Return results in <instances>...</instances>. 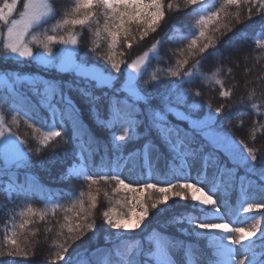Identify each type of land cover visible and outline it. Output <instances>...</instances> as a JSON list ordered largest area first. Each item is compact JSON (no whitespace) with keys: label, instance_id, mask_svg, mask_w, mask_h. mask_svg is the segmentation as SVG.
Here are the masks:
<instances>
[{"label":"snow or ice","instance_id":"snow-or-ice-1","mask_svg":"<svg viewBox=\"0 0 264 264\" xmlns=\"http://www.w3.org/2000/svg\"><path fill=\"white\" fill-rule=\"evenodd\" d=\"M21 2L22 10L16 18L14 14ZM183 2L186 7L199 6L191 7V11L186 13L195 19L189 33L179 37L188 40L186 48L179 49V55L183 58L176 61L174 68L167 69L164 77L152 75L141 86L140 79L147 64L151 59L160 58L162 40L154 42L131 63L118 57L125 56L123 49H132L133 42L143 41L150 33L157 32L166 17V11L174 8L179 10V5H174L173 0L167 3L165 0H73L71 7L63 11L51 29L44 28L43 32L35 29L43 28L49 19L56 16L53 0H2L0 58L16 57L20 61L35 62L72 77L65 80L53 78L29 81L39 97V107L46 109L48 116L40 120V127L36 128L28 122L34 117L28 111H21L19 106H14L11 123L19 126L20 116L27 117L25 123L34 133L40 134L39 143L44 147L67 135L66 127L71 125L74 160L64 178L82 179L87 183L88 191H80L68 206L59 201L52 202L53 215L58 209H63L65 213L58 236L63 235V229L66 228L69 234L77 233L70 238L79 240L85 235L83 229L86 227L92 233L89 239L97 237L101 229L95 220L89 222V218L98 207L100 194V189L93 191V186L102 180L115 183L113 195L121 191L128 194L124 198L126 212H117L110 206L101 214L107 226L105 241L113 244V249L108 250L106 255H111L114 250L116 264H191L196 252L192 242L156 230L147 236L146 244L142 239H129L137 232H145L150 214H161L167 211L166 207L161 206H168V202L174 198L188 200L189 195L192 208L200 215L173 216L169 223L186 222L188 228L178 229L181 235L203 238L208 242L212 252L205 264H264V153L258 157L256 150L246 145L240 150L238 145L242 142L218 132L211 114L201 118L196 111L198 101L189 103V93L182 87L185 83L203 77L220 85L221 97L230 98L231 90L225 89L223 81L218 78L221 71L219 67L214 69L211 77L200 69L203 61L209 57H223L215 39V33L221 27L228 28L222 22L229 17L239 22V10L242 7L246 8L249 19L252 18L253 9L264 19V0H219L218 6L212 0ZM232 8L237 11L231 12ZM172 27L175 31V26ZM78 28L80 33L76 31ZM84 29L91 33L88 51L96 52L102 44L105 45L103 58L115 73L120 74L119 77L96 62L78 57ZM254 42L258 48L264 49V32L258 33ZM55 45L61 48L54 51ZM34 46L43 51H34ZM196 55L200 59L191 68L185 69L189 58ZM170 77L176 79L170 80ZM21 78L18 75L16 80ZM73 92L90 105V110L95 114L94 123L110 132L107 144L102 143L83 123L81 109L71 96ZM195 95L199 97L200 93L196 92ZM100 106L106 113V119L101 118ZM251 108L257 115L264 114L255 102L251 103ZM223 109L224 105H221L217 112ZM260 127L264 130V125ZM115 128L122 129L120 134L113 131ZM140 140L143 143L125 155V147ZM24 143L12 131L4 113L0 111V157L5 166L13 155L26 157L27 154L20 147ZM65 143L68 141L65 140ZM218 153H224L227 160L222 161ZM96 156L100 157L99 165L95 163ZM161 159L165 161V170L162 172L156 166ZM133 162L139 164L142 179L125 182L121 170ZM14 163L18 164L19 159ZM193 169L196 170L195 180L192 179ZM210 169L212 186L209 191L212 194L205 191L203 186L208 182ZM13 190L12 182L9 181L8 187L4 189L9 199ZM220 190H236L239 193V207H225L238 220L242 211L245 216L240 223L251 221L247 227L234 226L231 222H215L222 216L221 204L214 198ZM253 191L259 199L250 198ZM104 196L111 205L112 200L107 191ZM115 203L120 205L121 201L116 200ZM253 212L257 215H247ZM68 213L74 216L70 217ZM47 214V210L35 209L31 203H27L17 213L20 222H13L10 228L6 225L0 257H27L29 236L26 232L29 225L34 223V217L44 220ZM73 220L76 222L73 223ZM80 222H85L83 227ZM37 234L30 233L32 237ZM53 243L58 251L53 254L51 264H90V261L80 259L76 249L69 252L70 245L66 242ZM180 251H183L184 258L177 261L175 255ZM73 253H76L75 256Z\"/></svg>","mask_w":264,"mask_h":264},{"label":"trees","instance_id":"trees-1","mask_svg":"<svg viewBox=\"0 0 264 264\" xmlns=\"http://www.w3.org/2000/svg\"><path fill=\"white\" fill-rule=\"evenodd\" d=\"M72 2L73 0H53L54 7L57 9L56 16L49 19L43 28L35 29V31L43 32L44 28L51 29L55 21L60 19L63 11L71 7ZM167 2L168 0H165V3ZM214 2V5L218 6L219 0ZM173 3L174 5H179V10L177 11L174 8L172 11H166V17L161 22V27L157 32L150 33L143 41L133 42L132 49L124 48L125 56L118 57V59H124L126 63H131L133 59L146 51L154 42L162 40L159 46L160 58L151 59L147 64V68L140 79L141 86L144 85V81L150 80L152 75L164 77L165 71L169 68H174L176 61L183 58L179 55V49L186 48L188 40H181L179 37L189 33L190 25L194 22L195 17L187 16L186 13L191 11V7L197 6L186 7L183 0H173ZM21 9L22 2L18 4V9L14 16H17ZM230 11L234 13L237 9L232 8ZM239 11L241 12L239 22L233 17H229L222 22L228 25V28L221 27L220 31L215 33L216 45L223 53V57H209L206 61H203V67L200 69V71L211 77L214 69L219 67L221 71L218 78L223 81L225 89L231 90L232 95L230 98L221 97L219 94L220 85H217L213 80H205L203 77L194 79L192 83H185L182 87L189 93V103L194 100L198 101L199 106L196 111L201 118L211 114L218 132L228 135L234 141L242 142L238 145L240 150H243L245 145L256 150V154L259 157L261 153H264V130H261L260 127L264 125V114L257 115L251 108V103H257L259 111L264 113V49L258 48L254 42L256 34L264 32V19L256 14L255 9H253L251 19L248 18L245 7H242ZM172 26H175V31H173ZM76 31L78 33L81 32L79 28ZM49 34L52 33L49 32ZM90 40L91 33L88 29H84L79 44L78 57H83L89 62H96L119 77L120 74L115 73V70L111 69V65L103 58L102 53L105 51L106 46L102 44L101 48L96 52H90L88 51L91 47ZM59 47L61 46L55 45L54 50H58ZM0 49H2V41H0ZM34 51L43 50L34 46ZM198 59H200L199 55L190 57L185 69L191 68ZM123 67L124 65H122V69ZM4 74L9 79L7 82L0 83V111L4 113L12 131L21 140L25 141L21 147L27 155L19 160L18 166L16 163L5 166L3 158L0 157V248H3L6 225L10 228L13 222H20L21 218L17 213L27 203H31L35 209L47 210L48 214L44 220L34 217V223L29 225L26 232L29 236L27 245L29 255L27 257L3 256L0 257V264H51L53 254L58 251V248L54 246V241L57 244L66 242L67 245H70L69 252L76 249V252L80 253V259L87 262L90 261V264H116L114 250L111 255H106L108 250L113 249V244L105 241V229L107 226L104 225L101 214L110 206L115 208L117 212H126L127 206L124 198L128 194L121 191L120 194L113 195L112 188L115 187V183L99 181L97 185L93 186V191L96 188L100 189L98 207L94 215L89 218V222L95 220L96 225L101 229L97 237L89 239L92 233L88 232L86 227L83 229L85 235L79 240L70 238L75 237L77 233L69 234L66 228L63 229V235L58 236L57 233L61 231V226L64 224L65 213L63 209H58L53 215L51 211L52 202L59 201L61 204L68 206L70 200L78 196L80 191H88V185L82 179L74 177L64 178L68 175L67 169L74 160L75 150L71 140V125L66 127L67 135L57 138L55 141L50 142L47 147H44L39 143L40 134L34 133L33 129L29 128L25 123L27 117L20 116L19 126L11 123L14 106H19L21 111H28L34 117V120H29L28 122L33 123L36 128L40 127L39 121L48 116L47 110L39 107V97L36 96L29 81L53 78L65 80L72 77L35 62L20 61L16 57L9 59L0 58V75ZM18 75L22 77L19 81L16 80ZM169 79L175 80L176 78L170 77ZM196 92L200 93L199 97L195 95ZM99 94L98 92L97 95ZM71 96L81 109L83 123L102 143L107 144L110 139V132L107 129L99 128L94 123L95 114L90 110V105L78 93L73 92ZM250 96L252 97L251 100H249ZM221 105H224V109L217 112ZM238 110L239 114H237ZM100 115L101 118H107L102 106H100ZM113 131L120 134L122 129L115 128ZM65 140L68 143H65ZM142 143V140L129 143L124 149L125 155ZM218 155H220L222 161L227 160L224 153H218ZM94 159L97 165L101 163L99 156ZM229 167H232V165H229ZM164 170L165 161L161 172ZM93 171L97 170L94 169ZM122 173L123 171L121 170V176ZM253 178L255 179V177ZM9 181L20 186L18 191L12 193L10 199L4 191ZM31 184L38 188H33ZM105 191L108 192L112 200L111 205L104 196ZM250 198L254 197L250 196ZM240 199L239 193L234 190L230 199L231 209L239 207ZM116 200H120L121 204L117 205L115 203ZM169 202L168 206H161L162 208L166 207L167 211L161 214H150L149 220L146 221L148 227L144 233L137 232L129 239H142L146 244L147 236L153 230H156L173 238L192 242L194 246L201 245L204 247L206 255L210 257V249L202 241L187 234L181 235L178 231L180 228L189 227L186 222L181 224L169 223L170 218L173 216L200 215L198 211L192 208L190 197L188 200L174 198ZM250 214L257 215L256 212ZM68 215L70 217L74 216L73 213H68ZM75 222L73 220V223ZM80 223L83 227L85 222ZM48 229H51V231H48ZM108 231L111 232L112 230ZM31 232H37L38 234L32 237L30 235ZM97 249L99 251H96ZM4 250L6 251L7 249ZM75 254L73 253L74 256Z\"/></svg>","mask_w":264,"mask_h":264},{"label":"rangeland","instance_id":"rangeland-1","mask_svg":"<svg viewBox=\"0 0 264 264\" xmlns=\"http://www.w3.org/2000/svg\"><path fill=\"white\" fill-rule=\"evenodd\" d=\"M214 1L215 0H212L213 4L215 3ZM197 7H199V6H197ZM18 15L15 16V17L18 18ZM257 37H258V34H256V36L254 38L256 39ZM60 48L61 47H59L58 50ZM54 51H57V50H54ZM6 77L7 76L5 74L4 75H0V83L7 82L8 79H6ZM17 143H19V142H17ZM20 147H21V145H20ZM23 153H24V151H23ZM17 159L20 160L21 158L17 157L16 155H13L8 164L14 163V161H16ZM18 164H16V165L18 166ZM163 165H164V160L161 159L157 163L156 166L161 171ZM122 171H123L122 177L125 179L126 182H129V181H137V180L142 179V170L140 169L139 164L137 162L129 163L126 167H124L122 169ZM154 175H155V173H154ZM143 178H145V176ZM192 179L193 180L196 179V170L195 169H193V171H192ZM8 184H9V182L7 183L6 187H8ZM12 185H13V188H14L13 192L14 191H18V189H20V186H18L16 184H12ZM31 186H33V188H35V189L38 188L34 184H31ZM203 186L205 187V191H209L210 188H211V186H212L211 169L209 170L208 182L205 183ZM233 191L234 190H230V191L220 190V191H217L215 193V197L214 198H216L217 201H218V203L221 204V213H222L221 218L215 219V222H231V223L234 224V226H244V227H247L251 223V221L250 220H245L244 223H242V224L240 223V220H244V216H245V214H243L242 211L240 213V218L238 220L237 217L233 213H231L230 211H228L226 209V207H225V205H227L228 206V209H231V200L230 199H231V194L233 193ZM209 194H212V193L209 191ZM252 196L255 199H259V196L255 193V191H253ZM189 197H190V195H189ZM190 201H191V198H190ZM191 204H192V202H191ZM247 215L248 216H253L254 214H250L249 213ZM195 239L202 241L208 247V249H210V252H212L211 246L208 244V242L206 240H204L203 238H195ZM192 246L196 250V252H195L194 259L191 261V264H205V262L208 260L209 257L206 255L205 250H204V247H202L201 245H199V246L192 245ZM201 253H203V255H201ZM182 258H184L183 251H180L179 253H177L175 255V259L177 261H181ZM83 261H85V260H83Z\"/></svg>","mask_w":264,"mask_h":264}]
</instances>
